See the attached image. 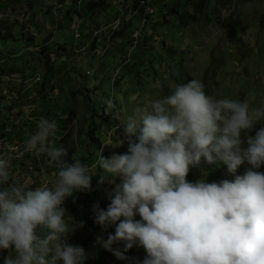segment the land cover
<instances>
[{"label": "clouds", "instance_id": "1", "mask_svg": "<svg viewBox=\"0 0 264 264\" xmlns=\"http://www.w3.org/2000/svg\"><path fill=\"white\" fill-rule=\"evenodd\" d=\"M254 100L252 92L244 101L214 98L196 79L178 84L153 101L150 111L138 107L127 116L126 153L100 155L91 167L68 163L66 149L49 143L56 122L41 117L19 154L46 155L58 179L52 187H3L11 150L0 153V249L15 252L4 264H85L84 247L64 242L74 227L62 205L74 191L91 190L97 166L104 173L99 183L114 187L106 210L93 204L94 222L103 230L114 224L115 233L98 235L95 242L117 259H128L125 252L139 245L147 255L137 264H264V172L258 171L264 165V126L241 138L264 118V105L250 106ZM202 159L209 165L219 160L233 174L242 164L249 167L234 180L188 181L190 166ZM119 242L123 250L113 247Z\"/></svg>", "mask_w": 264, "mask_h": 264}, {"label": "rangeland", "instance_id": "2", "mask_svg": "<svg viewBox=\"0 0 264 264\" xmlns=\"http://www.w3.org/2000/svg\"><path fill=\"white\" fill-rule=\"evenodd\" d=\"M97 1L99 0H95L91 5L92 13L103 14L113 20L120 9L123 10L120 5L128 4L133 0H106V8L97 4ZM100 1L103 4L105 0ZM201 2L203 0H165L163 6L156 5L155 16L143 32V38L148 36L147 38L152 40L151 47L147 50L142 49L143 52H146L150 62L134 70L131 55L127 59L124 57L127 52L117 53V46L124 37L117 35L115 39H111L106 34H101L91 41L92 29H88L81 18L78 20L72 16L69 21H64L58 20L55 14H44L43 10L47 8L46 5L50 6V11L53 13L62 11L56 0H45L43 10L41 7L43 3L40 1L35 6V13L30 14L25 10L19 11L20 5H13L12 10L16 20L3 22L0 25L10 28L16 39L8 37L6 29L0 26V64L10 57H15L16 63L4 64L5 68L3 69L12 68V71H6L4 75H14L13 79H28L27 85H29V79H34L36 75H41L44 78L46 75L44 62L37 58V56L41 58L43 56L41 54L32 56L30 53H38L44 45L48 47L52 59L55 60L57 80L49 82L50 85L54 84V89L47 92L48 103L46 100L45 104L52 106L50 111L53 114H57V111L63 113L66 108L75 112L74 121H70L66 125L67 130L64 133L67 138L65 143L61 145L58 141V135L62 138L60 132L65 128V124L62 123L60 125L61 131L58 128L55 136L49 138V143L54 144L57 148L66 149L67 153L71 148L76 147L73 158L75 161L83 156L80 143L84 141L85 136L81 140L78 139L82 127L85 132L94 123L103 131L108 127L101 125L100 118H95L94 121L87 118V122L83 124V117L87 112L86 108L81 106V103H76L72 109L73 100H71L68 90L65 91V94L67 93L66 99L71 100V103L66 107L67 103L64 102V97L63 99L60 98L58 89L61 86H66L67 80L71 79L70 74H76L75 80L81 79L86 83L84 86L94 84L99 87L91 86L94 102L99 105L103 103V100L111 102L115 113L114 119L122 131L118 133V141H112L111 137L109 140L103 139L101 142L103 148L100 151H94L98 154L96 156L98 158H94L96 164L100 155L110 157L113 153H126L128 143L123 139V125L127 116L131 115L134 109L138 107L150 111V105L153 101L170 95L178 84H185L193 79L199 80L204 85L205 93L217 99L227 97L244 101L248 98V93L252 92L255 93V100L251 102L250 106L261 107L264 105V0H205L204 7H201ZM199 7L202 13L199 12ZM76 11L78 12V10ZM164 12L170 16L164 17ZM23 13L25 14L23 15ZM101 20H104V17L99 19V21ZM79 26L83 39L76 41L74 34ZM134 28L135 26L130 28L128 34ZM98 41L102 45V47L99 46L101 48L99 54L96 52ZM82 44L89 46L87 56L78 55L75 52V45L79 47ZM62 46L66 48L65 52L70 54L72 58L70 62H68L67 53L60 52ZM60 55H64V57ZM124 59H127L126 61L129 63L126 68L131 70L126 71V73L121 72L120 69ZM27 61L29 62L27 63ZM77 61L78 69L75 67ZM101 61H106V63L101 65ZM64 62L72 66L71 70L62 68ZM59 68L65 73L61 74ZM124 74L125 79H119ZM7 84V81L0 83V89ZM10 86L12 88L20 87L21 83L17 85L12 82ZM2 96L3 93L0 94V100L3 99ZM80 101H82L81 98ZM57 106L61 109L58 110ZM44 108V106H38L39 112L42 113ZM100 108L102 112L104 105ZM109 109L111 110V108ZM26 112L28 114L27 110ZM108 112V108H106V116L109 114ZM0 113L7 116L5 110H0ZM67 116L65 114L61 118ZM52 119L48 120H56L54 117ZM262 126H264V118L258 121L254 128L247 133L242 132L241 138L245 139L246 135H255V132ZM18 128L21 126L18 125ZM28 130L30 132V128ZM121 140L123 143L119 144ZM99 147L100 145L96 148ZM48 158L46 155L40 154L34 159H28L26 162H34L35 170L29 172L21 166L22 172L14 178V183L26 182L30 184L34 182L30 187L36 188L44 184L52 187L58 179L56 174L58 170L54 164L49 163ZM219 164H221L219 168L221 174H226L228 172L227 165L223 162L217 160L215 164L209 165L202 159L199 166H190L187 177L189 178L191 175L189 179L194 182L201 179L206 181L204 168ZM242 172L244 173L245 170L242 169ZM102 175H104L103 170L97 166L96 174L91 180V190L74 191L73 195L69 197L70 199L67 198L64 201L70 204L72 200L75 203L74 208H71V205L65 208L64 218L70 227L74 228L64 238V242L84 247L89 254L85 260L86 264H106L98 257L100 247L95 240L98 235L107 239L108 236H105L107 231L112 234L115 233L114 224L110 225L107 230H103L100 225L92 221L93 214L89 215L85 208L86 205L95 201L96 196L92 193L93 191L105 195L100 208L103 209L104 206L108 207L110 204L108 194L114 185L107 181L103 184L99 183ZM116 182L119 183L118 177ZM135 218L140 219L139 215ZM80 222H83V227L76 226ZM123 244L124 242H119L113 246L123 250ZM133 247L125 252L128 259H117L116 262L118 264H126L131 261L142 262L144 248L142 247L141 250L138 247ZM2 250H5L4 255ZM10 251L15 256L14 249H0V264H4V258L9 255ZM107 253L110 252L104 249L103 254L106 256ZM56 264H63V261L57 260Z\"/></svg>", "mask_w": 264, "mask_h": 264}, {"label": "trees", "instance_id": "3", "mask_svg": "<svg viewBox=\"0 0 264 264\" xmlns=\"http://www.w3.org/2000/svg\"><path fill=\"white\" fill-rule=\"evenodd\" d=\"M133 1L134 2H138V1H141V0H133ZM133 1H131V2H133ZM96 3L97 4H101V1L99 0ZM74 4L76 5V10H78L79 5L77 3H74ZM164 4H165V0H154V8L155 9H156V5H162L163 6ZM200 4H201V7H204L205 0H203V2H201ZM126 5H127V3L126 4H121L120 6L124 10V7ZM76 10H75L73 16H75V14L77 12ZM155 12H156V10H155ZM199 12L202 13L201 12V8H200ZM154 16H155V13H154V15L147 17L146 18V23L144 25H141V23H140L141 22V18H139V17L134 18L132 21H130L127 24L123 23L122 25H120L119 29L116 30L115 34L113 35V39L117 35L121 36V37H124L123 40L121 41V43H119L118 46H117L118 47L117 50H119V51H117V53H119V52L120 53L127 52V54L131 55V62L133 63V66H134L133 70L135 68L140 67L143 64H147L148 62H150V59L147 56L146 52H143L142 49L145 48L147 50L149 47H151L152 40L147 38L148 36L143 38V32H144L145 27L148 26L149 22L152 21V18ZM163 16L166 17V16H170V15H168L167 12H164ZM80 18L81 19H87L85 14H83V12L81 13ZM91 22H92V20H90L89 23H91ZM0 23H3V22H0ZM104 25H102V26H104ZM0 26L2 28L6 29V35L8 37H12L14 40L16 39L10 28L8 29V28H5L2 25H0ZM94 26L102 27V26H99V24H94ZM134 26H135V28L131 30L130 34H128V30L130 28H133ZM139 29H141V33L139 34L140 37H139V40H138V45L134 49L131 46L133 44V41H134V38H133L132 35ZM111 38H112V36H111ZM141 39H142V41H141ZM142 46H144V47H142ZM122 49H124V51H122ZM65 51H66V49H65ZM34 54H36V55L41 54L43 56L42 58L40 56H37V58L39 59V61L41 60V61L44 62L46 75H45L44 78H42V76L40 75L41 76V83H39V84H35L34 83L35 79H29L30 83H29V85H27L28 79H20V81H19L21 83L20 87L23 88V90L21 91V95H24V101H25L27 106L30 105V104L35 105L36 103H39V101L42 100L43 101V105L42 106H44L45 108H44V111L41 114L44 116V118L49 119V120H51L52 117H54L56 119L54 121L57 122V129L59 128L60 131H61V127H60L61 123L65 124V128L62 130V132H60V133H62V138L58 135V141L62 145V144L65 143L66 138H67V137H65L66 134L64 133L67 130L66 129V125L68 124V122H70V121L73 122L74 121L73 117L75 116V112L73 110H70V109L66 108L63 113H60V112L58 113V111H57V114L51 113L50 107H52V106L45 104V102L47 100L46 99L47 92H49L50 90L54 89L53 88L54 84L50 85L49 82H52L55 79L57 80V77L55 75V68H56L55 67V62H54L55 60L52 59L51 53L48 50V47L46 45H44V47H42V49L40 51H38V53L37 52L36 53L31 52L30 53V55H32V56H35ZM11 62H15L16 63V58L15 57H10V59H8V60H6V61H4L3 63L0 64V75L1 76H3L4 73H6V69H3V68H5L4 66L5 65H9ZM28 62L29 61H27V63ZM104 63H106V61H104V62L101 61V65L104 64ZM124 63H127V61L125 60ZM127 71H131V70L127 69ZM59 72L61 74L65 73L62 70L60 71V68H59ZM69 76L71 77V79L67 80L68 82L65 83L66 86H64V87L61 86V88L58 89V91L60 92L59 93L60 98L63 99V97H64V102L67 103L65 106L68 107L69 104L71 103V100H73L72 109H74V107L76 106V103L77 104L81 103V106L85 107L86 110H87L85 116L83 117V124H85V122H87V118H90L92 121H94L95 118H100L101 125L108 127L105 131H103L102 129H100L98 127L97 124L94 123L92 126H90V128H89V130L87 132H85L84 128L82 127L81 134H80V136L78 135L79 136V138H78L79 140H81L83 138V136H85L84 141H82L80 143V147H81V150L83 152V156L79 160L82 163H84V164H86L87 166L90 167V166H92V164L93 165L95 164L94 158H98V157H96L98 154L95 153L94 151L95 150L96 151L97 150L100 151L103 148L102 147V143H101L103 141V139L104 140H109L110 137H111L112 141H114V140L118 141V138H119L118 133L122 131V128L117 124L118 122L114 119L115 113L113 112L112 106H109V103H110L109 100L108 101H104L103 100V103L101 105H99L96 102H94V100L92 98V87L91 86L99 88L97 85L92 84L91 86H84L86 83L81 81V79H76L75 80L76 74H70ZM119 79H125V74L122 75ZM80 82H81V84H80ZM82 86H84V89H82ZM24 90L26 92H24ZM66 90L69 91V95L71 96V100L66 99V96H67V93L65 94ZM80 98L82 99V101H80ZM58 99H59V96H58ZM47 103H48V100H47ZM59 103H61V102H59ZM102 105H104V108H103V110L101 112L100 106H102ZM57 108H58V110L61 109V107H59V106H57ZM106 108H108V111H109L108 112L109 114L107 116H106ZM109 108H111V110ZM65 114L68 115V116L65 117V118H61V116L65 115ZM98 145H100V147L96 148V147H98ZM75 153H76V147H73L67 153V155L64 157V159L68 163L75 162V160L73 159ZM48 159H50V158H48ZM26 161H27V159H25L22 162L16 163V167H18V166H23V167L26 166ZM220 166H221V164L215 165L214 167L208 166V167L204 168L205 171H206V181L205 182L211 183V182H216L217 180H223V179L234 180L236 175H243L242 169L246 170V168L249 167V165H247V163H245V164H242L237 169L236 173L233 174V173H230L228 171L226 174L222 175L221 174V170H219ZM258 171L264 172V165H261V167L258 169ZM93 177H94V175L92 176V179H93ZM190 177H191V175H189V178ZM189 178L186 177V179L188 181L194 182V181H191ZM92 193L95 194V196H96L95 201L92 204L86 205L85 208L88 211L89 215L93 214L92 221H94L93 204L98 203L99 207H100L102 205V201L105 198V195H102L100 193H95L94 191ZM74 204L75 203L71 200L70 204H68L67 202H64L62 206L64 208H66V207H69V205H71L72 206L71 208H74L75 207ZM103 209L106 210L107 206H104ZM109 233L110 232L107 231L105 233V236H108ZM99 247H100V252H98V257L103 263H106V264H118L116 262L117 258L111 252L107 253L106 256H105L103 254L104 248L101 247L100 245H99ZM135 247H138L141 250L143 249L142 247H139L138 245H136ZM135 247H133V248H135ZM2 254L3 255L5 254V250H2ZM146 255H147V253L144 250L143 257L145 258ZM126 264H137V261H131L130 263L127 262Z\"/></svg>", "mask_w": 264, "mask_h": 264}, {"label": "crops", "instance_id": "4", "mask_svg": "<svg viewBox=\"0 0 264 264\" xmlns=\"http://www.w3.org/2000/svg\"><path fill=\"white\" fill-rule=\"evenodd\" d=\"M4 2L5 6H10L12 7L13 5H17L20 7L18 8L19 11H23L25 10V12L27 13H35L36 10V4L39 3L40 1H42L43 5L42 10H43V6L45 4V0H2ZM95 0L89 1L86 0L84 3H82L80 5V9L81 12H83V14H85L87 19H81V21H83L85 23V25H88V28L91 29L92 27H96L94 26V24H99V26L102 25H110L113 23V21L116 19V17L112 20H110V18L108 16L105 15H98L97 13H92L93 11L91 10V5L94 3ZM103 1V0H102ZM56 2L58 3V7L60 9H62L61 12H56L53 13L50 11V6L46 5V9L43 10L44 14H50V15H56L58 17V20H64V21H69L70 19H72V16L74 15V12L76 10V5L69 0H56ZM71 2V4H70ZM106 0L104 1L103 4H99L102 7L106 8ZM26 5H28V7H26ZM121 11V9H120ZM119 11V12H120ZM118 12V14H119ZM104 13H106V11H104ZM25 13H23L24 15ZM117 14V15H118ZM109 15V14H108ZM35 16V15H34ZM33 17V16H32ZM92 17V18H91ZM104 17V20L99 21V19ZM29 18V15H28ZM92 19V22H90V20ZM119 27L117 28H112V38L113 35L115 34V31L118 30ZM87 38V36H86ZM111 38V39H112ZM115 39V38H114ZM96 46L98 47V50L96 52H100L101 48H99V46L102 47V45H100V42L98 41ZM65 49L63 46L60 48V52H65ZM103 50V48H102ZM109 52H111V50L108 49ZM119 51V50H117ZM67 53V52H65ZM67 57H68V62L71 61V57L70 54L67 53ZM63 56L64 55H60ZM127 59H129V54H127L126 56ZM125 59V60H127ZM124 60V61H125ZM80 61V60H78ZM78 61L76 62V69L79 68V64ZM122 66L120 67L121 72L126 73L125 71H127L126 63H124ZM69 63L64 62L62 64V68H67V70H71L72 66L68 65ZM126 65V66H125ZM69 68V69H68ZM123 70V71H122ZM6 71H12V68L10 67L9 69H6ZM13 76H7V75H0V83H2L3 81H7L8 84L5 86H2L0 89V94L3 93V99L0 100V110H5L7 112V116L3 115L0 113V133L6 137V139L13 141L16 139H27L29 138L32 134H34V132L37 131V122L39 121V119L41 117H44L41 112H39L38 110V106H42L43 105V101H39V103H36L35 105H33V108L30 110L28 109V106L26 105L25 101H24V95H21V91L23 90V88L21 87H15L12 88V86H10V84L12 82H15L17 85H19V81L20 79H13ZM24 92H26L24 90ZM28 111V114L26 112V110ZM19 120V121H18ZM19 122H21L19 124ZM18 125L21 126V128H18ZM30 128V132L29 129Z\"/></svg>", "mask_w": 264, "mask_h": 264}, {"label": "built area", "instance_id": "5", "mask_svg": "<svg viewBox=\"0 0 264 264\" xmlns=\"http://www.w3.org/2000/svg\"><path fill=\"white\" fill-rule=\"evenodd\" d=\"M74 3L79 5L78 12L75 14V18L80 20L81 9L80 5L84 3L85 0H71ZM155 8H154V0H141L138 2H130L125 7L119 19L115 21L113 25H104L102 27H98L92 30L91 34V41L98 38L101 34H106L108 37L111 38L112 33L110 32L112 28H117V26L123 21L124 23H129L134 18H141V25L146 23V18L149 16L154 15ZM16 20V16L13 13L12 7L5 6L4 2L0 0V22H14ZM88 26V25H87ZM141 29L137 30L132 36L134 38V44H136L139 40ZM74 37L76 41L82 40L83 35L81 33V27L79 26L75 31ZM89 49L88 45L82 44L81 46L75 45V52L78 55L87 56V51ZM34 83L39 84L41 83V76L36 75L34 77ZM33 104L28 105V109H32ZM26 140L16 139L10 141L3 136L0 135V153H4L5 151H9V181L7 185H3V187H7L14 183V178L21 173V166H18V170H14L16 168V163L22 162L25 159H34L38 157L37 154L34 152H24L23 155L19 153L23 151L24 143ZM23 169L28 170L29 172L34 171L33 162H26V166Z\"/></svg>", "mask_w": 264, "mask_h": 264}, {"label": "bare ground", "instance_id": "6", "mask_svg": "<svg viewBox=\"0 0 264 264\" xmlns=\"http://www.w3.org/2000/svg\"><path fill=\"white\" fill-rule=\"evenodd\" d=\"M123 12V10H121L120 12H119V14L117 15V17H116V19L113 21V23L112 24H110V25H113L114 23H115V21L117 20V19H119L120 18V16H121V13ZM124 22L122 21L117 27H120V25H122ZM95 28H98V27H92L91 26V29L93 30V29H95ZM89 29V28H88ZM111 33L113 32L112 31V29H111V31H110ZM91 37L92 36H90V39H91ZM137 45H138V42L136 43V44H134V41H133V44L131 45L132 46V48H136L137 47ZM45 71V70H44ZM39 74V73H38Z\"/></svg>", "mask_w": 264, "mask_h": 264}]
</instances>
